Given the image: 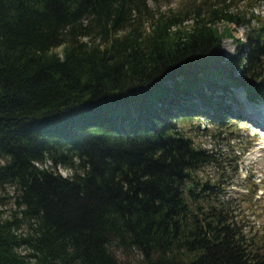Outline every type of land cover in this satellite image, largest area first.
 <instances>
[{
	"label": "trees",
	"instance_id": "trees-1",
	"mask_svg": "<svg viewBox=\"0 0 264 264\" xmlns=\"http://www.w3.org/2000/svg\"><path fill=\"white\" fill-rule=\"evenodd\" d=\"M150 1L0 0V189L20 214L0 218V264H264L179 126L220 129L237 88L264 101V17ZM221 20L250 28L228 58Z\"/></svg>",
	"mask_w": 264,
	"mask_h": 264
},
{
	"label": "rangeland",
	"instance_id": "rangeland-1",
	"mask_svg": "<svg viewBox=\"0 0 264 264\" xmlns=\"http://www.w3.org/2000/svg\"><path fill=\"white\" fill-rule=\"evenodd\" d=\"M186 3L187 0H161L156 5L150 1L153 10L159 11L157 15L169 13L171 9L179 10ZM246 7L250 9L249 15L254 12L264 17V0H260L252 6L248 5L246 0L238 1L233 7V11ZM257 24L258 21L254 19L252 25L257 26ZM226 25L230 27L233 34L232 37L224 39L222 43L223 52L228 58L237 51L240 44L238 40L243 43L247 42L250 28L226 24L225 20L218 23L221 30ZM56 51H61V48ZM261 75L264 76V58L259 76ZM233 93L238 99L237 103L232 104V112L235 115L229 116L228 122L220 129L213 124L211 119L203 117L180 120L179 126L199 150L213 157L212 162L196 172V179L216 184V199L223 201L230 208L238 226L243 229L245 235L263 241L264 149L262 147H264V128L252 121V116L249 117L245 113L248 101L241 99V95L246 97L243 88L234 89ZM252 104L258 108L257 118L262 116L260 117L262 119L264 117V101H254ZM58 170L63 176L71 174L69 169L63 167H59ZM14 194L13 186L0 189V218L3 220L12 219L14 215L20 217L13 199ZM27 231L28 226L23 223L19 232L26 233Z\"/></svg>",
	"mask_w": 264,
	"mask_h": 264
},
{
	"label": "bare ground",
	"instance_id": "bare-ground-1",
	"mask_svg": "<svg viewBox=\"0 0 264 264\" xmlns=\"http://www.w3.org/2000/svg\"><path fill=\"white\" fill-rule=\"evenodd\" d=\"M241 93V92H240ZM241 99H243V101H248V100H246V97L244 96L243 97V95H241ZM248 107H246L245 108V113L247 114V115H249V117L250 116H252V121H255L258 125H260V127L261 128H264V117L261 119L260 117H262V116H259L258 118H257V116H258V108L257 107H255L254 106V104H252V103H250L249 101H248ZM251 114H253V115H251ZM256 117V118H255ZM200 119V118H199ZM263 149H264V147H262Z\"/></svg>",
	"mask_w": 264,
	"mask_h": 264
},
{
	"label": "water",
	"instance_id": "water-1",
	"mask_svg": "<svg viewBox=\"0 0 264 264\" xmlns=\"http://www.w3.org/2000/svg\"><path fill=\"white\" fill-rule=\"evenodd\" d=\"M190 188H192V185H190Z\"/></svg>",
	"mask_w": 264,
	"mask_h": 264
}]
</instances>
